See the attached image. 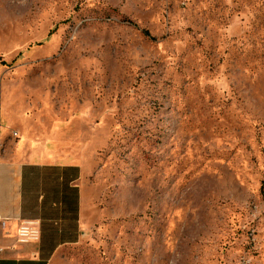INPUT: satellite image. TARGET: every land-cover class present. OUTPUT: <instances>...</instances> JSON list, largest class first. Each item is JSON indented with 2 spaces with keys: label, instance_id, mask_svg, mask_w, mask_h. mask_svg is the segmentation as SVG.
I'll return each mask as SVG.
<instances>
[{
  "label": "rangeland",
  "instance_id": "obj_1",
  "mask_svg": "<svg viewBox=\"0 0 264 264\" xmlns=\"http://www.w3.org/2000/svg\"><path fill=\"white\" fill-rule=\"evenodd\" d=\"M5 142L82 167L48 264H264V0H0Z\"/></svg>",
  "mask_w": 264,
  "mask_h": 264
},
{
  "label": "crops",
  "instance_id": "obj_2",
  "mask_svg": "<svg viewBox=\"0 0 264 264\" xmlns=\"http://www.w3.org/2000/svg\"><path fill=\"white\" fill-rule=\"evenodd\" d=\"M0 146V264H48L63 245L81 236L82 167L77 163L18 157ZM38 220L39 240L19 243L23 220Z\"/></svg>",
  "mask_w": 264,
  "mask_h": 264
},
{
  "label": "built area",
  "instance_id": "obj_3",
  "mask_svg": "<svg viewBox=\"0 0 264 264\" xmlns=\"http://www.w3.org/2000/svg\"><path fill=\"white\" fill-rule=\"evenodd\" d=\"M16 135V133H13ZM16 239L19 243L36 242L39 240L38 220H23L21 221Z\"/></svg>",
  "mask_w": 264,
  "mask_h": 264
}]
</instances>
